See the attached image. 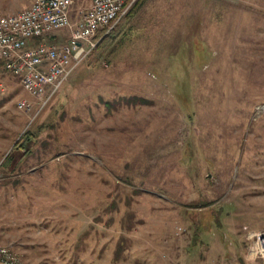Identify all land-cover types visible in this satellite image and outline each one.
Segmentation results:
<instances>
[{
	"label": "rangeland",
	"instance_id": "rangeland-1",
	"mask_svg": "<svg viewBox=\"0 0 264 264\" xmlns=\"http://www.w3.org/2000/svg\"><path fill=\"white\" fill-rule=\"evenodd\" d=\"M93 49L41 109L0 65V245L28 264H264V0H145Z\"/></svg>",
	"mask_w": 264,
	"mask_h": 264
},
{
	"label": "built area",
	"instance_id": "built-area-1",
	"mask_svg": "<svg viewBox=\"0 0 264 264\" xmlns=\"http://www.w3.org/2000/svg\"><path fill=\"white\" fill-rule=\"evenodd\" d=\"M134 1L33 0L18 13H0V64L41 109L94 48L96 34L110 31ZM59 30L65 35L54 37ZM16 106L23 112L32 109L27 100ZM259 241L264 255V236ZM0 264L28 263L0 245Z\"/></svg>",
	"mask_w": 264,
	"mask_h": 264
},
{
	"label": "trees",
	"instance_id": "trees-1",
	"mask_svg": "<svg viewBox=\"0 0 264 264\" xmlns=\"http://www.w3.org/2000/svg\"><path fill=\"white\" fill-rule=\"evenodd\" d=\"M145 0H135L132 5L129 7V9L126 11V13L119 19L118 23L108 32L106 31H100L96 34L95 39L99 40L97 46L93 49V57L95 60H99L102 58L113 46L114 41L124 33L125 28L129 26L131 20L135 16V14L138 12V10L141 8V6L144 4ZM1 65V64H0ZM31 137L25 136L24 141L30 142ZM25 143L20 147L26 148ZM19 147L16 145V147H13V149H17ZM24 157V156H23ZM22 157V158H23ZM22 158L20 160H22ZM13 158L10 156H7L5 160L2 162L1 167L2 168H10L12 165Z\"/></svg>",
	"mask_w": 264,
	"mask_h": 264
},
{
	"label": "crops",
	"instance_id": "crops-1",
	"mask_svg": "<svg viewBox=\"0 0 264 264\" xmlns=\"http://www.w3.org/2000/svg\"><path fill=\"white\" fill-rule=\"evenodd\" d=\"M32 1H33V0H27V4H28V6L31 5Z\"/></svg>",
	"mask_w": 264,
	"mask_h": 264
}]
</instances>
